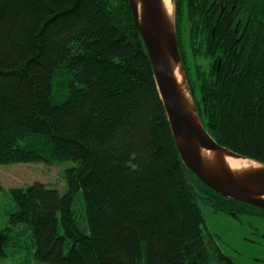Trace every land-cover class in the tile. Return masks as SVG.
I'll use <instances>...</instances> for the list:
<instances>
[{
    "label": "trees",
    "instance_id": "1",
    "mask_svg": "<svg viewBox=\"0 0 264 264\" xmlns=\"http://www.w3.org/2000/svg\"><path fill=\"white\" fill-rule=\"evenodd\" d=\"M173 9L201 122L220 145L264 163V0H173ZM39 160L74 164L62 192L40 181L6 190L14 205L0 257L233 264L202 205L264 216L185 173L128 0H0V164Z\"/></svg>",
    "mask_w": 264,
    "mask_h": 264
},
{
    "label": "water",
    "instance_id": "2",
    "mask_svg": "<svg viewBox=\"0 0 264 264\" xmlns=\"http://www.w3.org/2000/svg\"><path fill=\"white\" fill-rule=\"evenodd\" d=\"M128 1L185 173L189 169L217 193L264 209V163L220 145L199 118L177 46L174 11L169 14L163 0ZM227 157L255 163L234 169Z\"/></svg>",
    "mask_w": 264,
    "mask_h": 264
},
{
    "label": "rangeland",
    "instance_id": "3",
    "mask_svg": "<svg viewBox=\"0 0 264 264\" xmlns=\"http://www.w3.org/2000/svg\"><path fill=\"white\" fill-rule=\"evenodd\" d=\"M71 160H43L0 164V226L4 224L13 201L6 190L34 181L65 189L64 170L73 165ZM76 204L79 202L76 200ZM208 228L215 234L225 255L233 264H264V216H233L214 212L202 205ZM26 251L0 257V264H31L34 260Z\"/></svg>",
    "mask_w": 264,
    "mask_h": 264
},
{
    "label": "bare ground",
    "instance_id": "4",
    "mask_svg": "<svg viewBox=\"0 0 264 264\" xmlns=\"http://www.w3.org/2000/svg\"><path fill=\"white\" fill-rule=\"evenodd\" d=\"M164 4L167 8V11L169 14H172L173 11V0H163ZM178 80L181 79L179 72H176ZM227 163L229 164L230 167L237 169V168H242L245 166H248L249 164H254L255 162L250 161L248 159H241V158H232V157H227L226 158Z\"/></svg>",
    "mask_w": 264,
    "mask_h": 264
},
{
    "label": "flooded vegetation",
    "instance_id": "5",
    "mask_svg": "<svg viewBox=\"0 0 264 264\" xmlns=\"http://www.w3.org/2000/svg\"><path fill=\"white\" fill-rule=\"evenodd\" d=\"M262 262H264V260H261Z\"/></svg>",
    "mask_w": 264,
    "mask_h": 264
}]
</instances>
